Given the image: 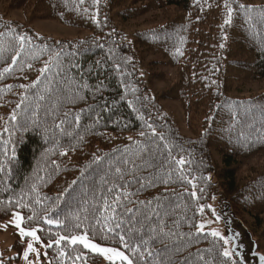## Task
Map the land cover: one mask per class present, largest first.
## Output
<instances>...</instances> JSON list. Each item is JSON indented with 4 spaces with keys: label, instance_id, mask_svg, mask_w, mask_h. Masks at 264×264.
<instances>
[{
    "label": "trees",
    "instance_id": "trees-1",
    "mask_svg": "<svg viewBox=\"0 0 264 264\" xmlns=\"http://www.w3.org/2000/svg\"><path fill=\"white\" fill-rule=\"evenodd\" d=\"M9 8L29 16L0 14V72L19 35L31 43L0 75V221L18 213L23 228L37 229L52 245L42 264H110L55 243L57 233L84 232L133 264H239L223 256L222 236L197 227L217 222L211 179L264 254V90L235 95L264 88V0H12ZM152 14L167 21L131 38L117 27ZM35 20L90 33L56 39L37 34ZM154 81L170 83L153 93ZM162 101L179 105L187 135ZM12 260L20 258L0 264Z\"/></svg>",
    "mask_w": 264,
    "mask_h": 264
},
{
    "label": "rangeland",
    "instance_id": "rangeland-1",
    "mask_svg": "<svg viewBox=\"0 0 264 264\" xmlns=\"http://www.w3.org/2000/svg\"><path fill=\"white\" fill-rule=\"evenodd\" d=\"M11 2L12 0H0L1 16L3 17V19L8 21L25 23L29 16L27 11L10 9L9 6ZM169 12L172 16L175 14L172 8H170ZM166 21H167L166 18L163 17L162 15L152 14L139 20L124 21V22L119 21L117 27L122 33H124L126 36L131 38L134 33L144 31L146 29L152 28L157 25H161ZM30 26L37 34L53 37L56 39H67V40L80 39L88 36L90 33L86 29L66 27L48 20H35L30 23ZM167 73L170 79L173 80L175 71L168 70ZM166 83H158L154 81L151 84L152 92L156 93L158 91H162L168 86L170 82H166ZM263 90L264 88L262 85L254 84L242 88L241 91L239 92H235V95L239 97H248L252 94L261 92ZM162 105L168 112L172 114L180 130L187 135L188 130L185 125L184 116L179 105L172 101H162ZM215 157L216 159H219L217 155H215ZM17 215L20 217L18 213H13L7 219L0 221V258L6 260L8 258H15L16 256H19L20 260L18 262L12 260L14 264H42L43 262L42 255L44 254L45 249L47 247L46 244L42 243L40 239L39 241H37L36 239L30 236L22 237L20 235V229L16 227ZM199 225H203V227L199 228V230L207 231L210 233L217 232L219 233L218 236L223 237V229L221 227V224H219L218 222H215L214 220L210 219L200 223ZM20 227L23 228L22 220H20ZM23 229L26 232L32 230L25 228ZM36 235L39 237L38 232H36ZM29 243L33 244V248L35 249V251L29 252L28 258L27 260H25L24 252L27 250ZM20 244H22V247L19 246ZM101 247H107V246H101ZM95 254L100 255L104 262H109L104 258L103 255L99 253H95ZM116 264H121V262L117 261Z\"/></svg>",
    "mask_w": 264,
    "mask_h": 264
},
{
    "label": "snow or ice",
    "instance_id": "snow-or-ice-1",
    "mask_svg": "<svg viewBox=\"0 0 264 264\" xmlns=\"http://www.w3.org/2000/svg\"><path fill=\"white\" fill-rule=\"evenodd\" d=\"M225 7L227 8V13H228V17L229 19H226L224 21L225 24H228L230 22V18L233 12V9L226 3ZM241 8H243L244 6L241 5ZM0 35H3V33H0ZM18 47L15 49V54L10 56V60L11 63L8 65V67L3 69V72H7L9 70V68L12 67V65H14L17 62L18 57L21 55V52L24 51L26 44L25 41L26 39H28L25 35L21 34L18 36ZM28 43H31V40L28 39ZM28 67H31V65H28ZM48 70V65L46 64L44 68H41V74H43L44 72H46ZM3 72H0V75L3 74ZM35 83V82H34ZM21 88H26L28 87L27 85H20ZM22 101H23V97H22ZM17 107H19V105H17ZM12 119H15V116H12ZM149 127H151V125H149ZM141 135H143V133H141ZM178 163L183 164V160L181 159L180 161H178ZM119 171V170H118ZM34 190V189H33ZM195 195V194H193ZM129 211H131V209H129ZM31 219V218H29ZM16 227L20 229V235L23 236H30L33 237L34 239H36L37 241H39V237L36 235L37 229H32L30 231H25L23 228L20 227V220L21 218L17 215L16 216ZM47 222L49 224L51 223H59V221H52L51 219H48ZM77 228L80 227L79 224L76 225ZM117 227H119V225H117ZM198 229L202 228L203 225H198L197 226ZM107 231L111 232L113 231V229H111L110 227L107 228ZM58 235V239L55 241V243L57 245L60 244L61 241H67L69 244L71 245H82L84 249H88L93 253H99L101 255L104 256V258L106 260H108L110 262V264H116L117 261L121 262V264H133V260L129 258L128 255L125 254V251L118 249L116 247H101L99 244L94 243L92 241V239L89 238V235L87 234V232H84L83 234H72V235H59V233H57ZM213 236H218L219 233L217 232H213L212 233ZM119 242L121 245V248L123 249H127L129 247L128 243L125 240V237L123 235L119 236ZM225 243L227 244L228 241L225 240ZM48 247H51L52 245L49 244L47 245ZM35 251V249L33 248V244L29 243L27 250L24 252V258L25 260H27L28 258V254L29 252ZM133 251H135V249H133ZM63 255V253H61ZM232 255V253L225 249L223 252V256L225 257H230ZM80 257L78 256L77 259H79ZM260 262L261 264H264V256H261L260 258Z\"/></svg>",
    "mask_w": 264,
    "mask_h": 264
},
{
    "label": "water",
    "instance_id": "water-1",
    "mask_svg": "<svg viewBox=\"0 0 264 264\" xmlns=\"http://www.w3.org/2000/svg\"><path fill=\"white\" fill-rule=\"evenodd\" d=\"M213 191L212 198L214 217L221 224L223 239L228 241L230 251L239 264H261L260 257L264 256L259 251L258 242L245 223L235 214L232 204L221 190L218 182L210 181Z\"/></svg>",
    "mask_w": 264,
    "mask_h": 264
}]
</instances>
